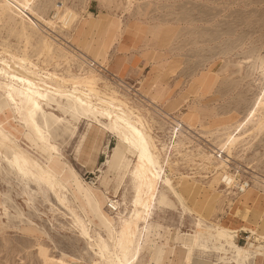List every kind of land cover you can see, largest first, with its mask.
Segmentation results:
<instances>
[{"label":"rangeland","instance_id":"rangeland-1","mask_svg":"<svg viewBox=\"0 0 264 264\" xmlns=\"http://www.w3.org/2000/svg\"><path fill=\"white\" fill-rule=\"evenodd\" d=\"M66 9L73 16L65 25L55 16ZM90 78L117 100L115 109L87 90ZM263 88L264 0H31L21 14L6 7L0 12V93L11 114L4 104L0 112L13 128H0V264H91L99 258L93 233L102 251L112 253L101 236L102 219L89 209L94 204L84 205L83 195L66 185L68 193L42 169L51 154L65 168L62 180L74 177L93 189L104 213L119 220L126 257L146 227L134 264H172L175 249L191 239L196 253L183 264H244L223 245L205 254L197 249L222 233L260 251L245 264H264V208L252 214L247 206H264V128L229 154L222 146L225 131L234 132L252 112ZM32 91L59 105H44L45 122L33 110ZM109 110L121 119H101ZM96 118L113 130L105 132L91 165ZM176 121L183 125L177 131ZM126 123L141 131L140 144L202 216L200 225L153 178ZM35 132L41 142L31 137ZM120 138L135 149L126 153L123 183L118 175L125 170L118 171L113 158ZM106 197L118 203L117 211L106 209ZM237 208L251 227L228 221ZM252 231L257 240L250 242Z\"/></svg>","mask_w":264,"mask_h":264},{"label":"bare ground","instance_id":"bare-ground-1","mask_svg":"<svg viewBox=\"0 0 264 264\" xmlns=\"http://www.w3.org/2000/svg\"><path fill=\"white\" fill-rule=\"evenodd\" d=\"M30 3H31V0H11V2L9 0H0V12L4 11V9L6 7L11 6L15 10H17L18 14H21V13L25 12L26 9H29ZM10 10L12 11L13 9H10ZM56 15L57 16H55V18H57L63 24L66 25L69 23L70 19L72 18L73 13L71 10L66 9L63 14L58 15L56 13ZM29 21L31 22L32 25L34 24V22L31 21V19ZM47 22L50 25L54 24V22H52L50 20ZM95 62L96 61H94V63ZM94 63H87V64H88V66L92 67L94 65ZM88 81L90 84H89V86H88L89 88H87V90L89 92L93 93L95 96H97V98H98V96H101L102 97L101 99H104V101L108 102L115 109L117 100L113 96H111L110 94L99 92L96 88H94V86L92 84L94 82V80L92 78L88 79ZM5 85H6L5 88L9 87L8 84H5ZM31 95L33 96V98H32L33 110H35L39 114V116H41V118H43V121L45 122L46 118L44 117L45 116L44 105L47 107H50L49 105L55 107V106H59L58 103L56 102L57 105L54 103H51L48 95L42 94L38 91H32ZM54 95H56L60 99H68L69 98V96L65 93H55ZM1 104L6 105V110L4 111V113L7 111L9 114L5 113V115L7 114V116L9 115V117H10V114H11L10 109H9L8 103L6 101V98L4 97V95L2 93H0V105ZM262 111H264V88H263V90H261L260 96L258 97V101L256 102L252 112L249 111V114H247L244 118H242L235 126L233 125L235 133L233 131H231V132L225 131V133L227 135L223 139L222 146H223V149L226 153H228V154L231 153L232 149H234V147L236 145H238L241 142H243V144H244L246 138H248V137L253 138L254 136L258 135L263 130L264 119L262 118V115H261ZM100 113H101V119L108 121L109 124H111V122L116 123V121L118 119H121V117L118 116L115 112H113V110H109L108 112H100ZM9 117H7V118H9ZM101 119L96 118L97 122L94 123L95 126L93 127L94 128L93 130L96 131V133L94 135V144H93L91 165L95 161V158H96V155L98 152V148H99V144L102 141V139L105 135V132L111 133L113 130L111 125L107 126L106 124H103L101 122ZM26 121L27 120L24 119V122H26ZM126 124H127V126H129L131 128V131L133 133L132 135H134V136H132V139H134V141L139 142L140 140H143L142 139L143 135L137 127H135L131 123H126ZM42 127H43V131L46 132L48 130V126L46 123L43 124ZM174 127H176V131H177V129L182 128L183 125L181 124V122L176 121ZM0 128L3 130V132L4 131L5 132L11 131L10 128H13V124L12 125L11 124L5 125V116L1 112H0ZM11 134L14 136H17V134H14L13 132ZM31 137H33L36 141L41 142V138L37 132L31 134ZM139 144H140V142H139ZM249 144H250V142H249ZM140 145H141V151L145 153L144 154L145 161L149 165H151L154 169L153 178L156 181H158L159 184L161 183L165 187V190L167 192H169L174 197L177 206L181 207L183 210L189 212L190 214H194L196 216V218H195V221L193 223L195 225H200L201 220H203L202 216L198 215L197 213L192 212V210L186 205L183 196L181 195V193H179V191L176 189V187L174 186L173 182L170 179H168V178L164 179L165 171L163 169V166H162L161 162L158 160V158L150 151L147 144L144 141H142ZM51 148L53 150H55V148L53 146H51ZM131 150L134 151L135 149H134V147H131L128 139L124 140V139L120 138V140H119V142H118V144H117V146L113 152V158L116 159V162H117L115 165L117 170L118 171H121L123 169L125 170L123 172H120L118 175V177H120L122 183L125 181L126 176H127V172H128L127 171L128 165L124 166V163L127 162V164H128V162H129L128 158L126 157V153H128ZM211 156H212L211 154H208V155H205V158L208 160ZM220 157H221V154L219 155V158ZM220 161L222 162V161H224V159L221 158ZM165 162H166V160H165ZM41 166H42V169L44 171H46L52 177V179H56L57 181H59L62 184L63 188L68 193L71 194V192H70V190H71L73 195H75V196L77 195L78 197H81V195H83L84 200L83 199L82 200L84 201L83 202L84 205L87 203H90V202L93 203L95 206L94 207L95 209L89 208L90 211L92 212V211L96 210L98 213L97 216L102 219L103 227L101 229V236H103L104 239H106L108 241L109 246H110V250H112V253H107V254L104 253L102 251L103 250L102 249V241H100L99 236L95 235V233H93L92 237H91V235L89 234V236L92 238L93 245L96 246L97 250L99 251V254H98L99 258L98 259L96 258L95 260H93V262L91 264H100V263H102V264H134L136 256L139 252L141 241L144 238L146 227L142 226V232L139 234L138 242L136 243V245L133 249V252L128 254V257H126L125 254H122V250H123L122 248L125 246L126 241L124 238L119 237V233L117 231V226H118L119 220L114 219L113 217H108L107 214L104 213V210L101 207L100 198L95 194V191L93 189L87 187V186L85 187L84 186L85 184L83 185L81 182L78 183V181L75 180L74 177L69 184H68V182L62 180L63 175L66 174L65 168H63L62 165L56 164L55 157L52 154H51L50 158L47 161H45V163H43ZM224 181H226L225 183L229 186H231L232 183L234 182L232 179H228V178H225ZM66 185L69 186L70 190L66 188ZM243 186L247 187L246 185H244L242 183L240 185V187H242L243 190L245 189ZM237 187H239V186H237ZM152 197H153V203H154L156 196L154 195ZM118 206L119 205L116 201H114L111 198L106 197V209L109 212L117 211ZM118 218H120V217H118ZM148 218H149V216L147 218L145 216L143 221L147 222ZM87 220H88V224L90 225V231H91V221L89 219H87ZM209 224L213 227L217 226L216 224H213L210 222H209ZM210 230L213 231L215 229L210 228ZM253 233L254 232L252 231V234ZM214 245H223L226 249V252H229V254H231L235 257H238V259L239 258L243 259L244 264H245V259L248 258L249 254H251L252 251L255 253H258V250H250L251 249L250 245H247V244L245 246L237 245L234 241L231 240L230 237H227L223 233L217 234L216 236H214V238L212 239L211 242H209L207 244H203V246L197 247V249L202 251L201 254H203L204 252H217V247H215ZM118 246L121 249L120 248L118 249ZM175 250H176V253L173 255L174 258L171 262L172 264H183L184 261H188L191 258L193 259V255L196 253L195 247L193 246V243H192V239L189 243L186 242V243L182 244L180 246V248H178V250L177 249H175ZM180 250H182V251H180ZM221 258H222L221 262H223L225 257H219V261ZM58 263L59 264H86L85 262H68V261H65L63 259H59Z\"/></svg>","mask_w":264,"mask_h":264},{"label":"crops","instance_id":"crops-1","mask_svg":"<svg viewBox=\"0 0 264 264\" xmlns=\"http://www.w3.org/2000/svg\"><path fill=\"white\" fill-rule=\"evenodd\" d=\"M239 196L241 195V193L240 194H238ZM247 206H249L248 207V209L249 210H251V213L252 214H259L261 211L260 210H262L263 208H264V206H262L261 208H256V207H252V204H248ZM258 209H260V210H258ZM237 210H240V211H244V209H242V208H237V209H234V211H233V214H231V217L233 218V217H235V218H231L230 220H228V221H231V222H234V224H237V225H240V224H245V225H247V226H250L251 227V225H250V222L247 220V219H244V218H242V217H237V215H236V211ZM254 228V227H253ZM256 229V228H255ZM257 231H258V229H256ZM243 232H246V231H243ZM247 233V232H246ZM252 233V232H251ZM254 234H251L250 236H248V241H250V242H253V241H255V240H257L256 238L257 237H255V235L253 236ZM251 238H253V239H251ZM250 242H249V244H250ZM255 247V245L253 246H251V249L252 248H254ZM250 249V250H251ZM258 254H260V251H258ZM240 259V258H239ZM237 264V263H236Z\"/></svg>","mask_w":264,"mask_h":264}]
</instances>
